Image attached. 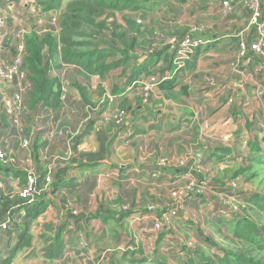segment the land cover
I'll return each mask as SVG.
<instances>
[{
	"label": "crops",
	"instance_id": "obj_1",
	"mask_svg": "<svg viewBox=\"0 0 264 264\" xmlns=\"http://www.w3.org/2000/svg\"><path fill=\"white\" fill-rule=\"evenodd\" d=\"M126 1L140 10H108L109 26L95 36L96 50H105V64L114 66L101 76L62 60V29L57 33L50 21L59 17L61 28V13L70 0L47 13L36 0H0V33L6 35L0 63L12 59L26 36L48 39L42 51L47 77L57 81L56 91L67 93L56 107L38 97L32 105L31 85L24 93L21 125L15 127L2 108L12 89L0 82V150L10 160L0 161V195L20 190L29 170L39 175L46 194L39 202L43 212L31 219L29 209L0 203V223L10 215L13 219L0 233H8L11 242L15 238L13 247L31 221V246L19 251L12 264H113L139 252H153L151 261L162 254L172 261L174 251L196 235L192 215L203 205L189 199L170 227H154L181 205L178 190L185 173L214 176L216 155L234 160L245 149L264 153V53L238 57L240 42L253 36L245 0H228L230 11L226 0ZM46 28L53 33H44ZM162 34H190L203 45L180 66ZM152 77L157 82L146 95L144 85ZM119 112L126 113L125 125L104 122ZM164 157L171 162L163 171L144 169ZM126 205L130 212L123 210ZM205 205L198 215L220 212L209 201ZM58 238L61 250L50 258ZM8 258L1 255L0 264Z\"/></svg>",
	"mask_w": 264,
	"mask_h": 264
},
{
	"label": "rangeland",
	"instance_id": "obj_2",
	"mask_svg": "<svg viewBox=\"0 0 264 264\" xmlns=\"http://www.w3.org/2000/svg\"><path fill=\"white\" fill-rule=\"evenodd\" d=\"M83 3V12L75 14V17H80L78 21L79 36H73L72 41L75 43H83L84 45L79 48L82 51H91L96 49L95 36L101 35L107 29L109 23L106 20L112 14L108 10L96 8L91 0H84ZM65 11L66 8H64L61 13V19H63V21L64 14L66 13ZM86 14H89L94 22L90 24L87 23L84 19ZM60 35L61 38L62 33ZM224 155L225 154H222L221 156L216 155V160L212 164V172H214V176H209L208 173H206V176L200 175L198 177L190 176L189 172L185 173V176L188 173L190 177L186 178L187 180L185 184L178 190V192L189 184H194L199 187L201 186L204 190V196L195 198V201H200L199 203L203 206L195 209L193 212L194 214L192 215V217H197L196 219L193 217V220L197 223V228L195 230L196 235H192L187 242H184L183 250L176 249L174 251V255L176 256H170V260L172 261H168L166 257H163V254L161 255L160 260L155 258L154 261H151L150 259H153V252L152 254L147 255L139 252L138 257L130 255L129 259L121 260V262L115 260L112 263L200 264L198 257H204L203 259H205L213 254L218 255L219 257H223L226 254H232L243 256L244 258L252 259L255 262H261L264 264V213L248 202V199L252 196H264V153L260 155H252L245 149L240 152L241 159L235 158L234 160L228 157L227 159ZM224 159H227L226 162ZM223 161L226 164H223ZM242 195L246 196H243V198L241 197ZM45 196L46 194H44L43 191L39 197L40 200ZM222 198L226 199L227 202L224 203ZM189 199L190 198L183 199L182 201L180 200L181 205L177 208L179 215H183L184 209H181V206H184L185 208V203ZM208 201L209 204L213 203L218 207V211L220 212L216 213L214 210V212H212L214 217L211 216V214L206 215V213L198 215L197 211L206 207L205 204H207ZM125 207H128V209L123 210L126 213L130 212V206L126 205L124 208ZM10 216V221H12V215ZM240 221H247L254 225V237L257 239L256 242L244 241L235 237V229ZM14 243V237L13 242H11L8 233H0V249L2 247L0 250V256H9L10 251L7 250V248H9L10 245L13 247ZM190 244L191 246L189 247L188 245ZM125 249L126 246H124V250ZM169 252L171 253L172 251ZM169 252L166 253L170 254ZM126 253L129 252L126 251ZM185 258L187 261H185ZM202 264H205V262L202 261Z\"/></svg>",
	"mask_w": 264,
	"mask_h": 264
},
{
	"label": "built area",
	"instance_id": "obj_3",
	"mask_svg": "<svg viewBox=\"0 0 264 264\" xmlns=\"http://www.w3.org/2000/svg\"><path fill=\"white\" fill-rule=\"evenodd\" d=\"M247 8L250 12L248 29L252 33L251 40L242 41L238 46V57L239 58H252L258 54L264 53V13L262 9L261 0H245ZM224 7L226 11L231 10V6L228 0L224 2ZM39 24L42 23L41 19H38ZM52 28H58L57 33L61 30L59 26V17H53L50 21ZM137 25H142L140 20L136 21ZM53 29H43L44 33L51 34ZM6 35L0 33V50L4 49V41ZM160 38L168 40L169 44L172 46V49L175 53L176 61L178 65H183L191 55H193L198 49L203 45V42L194 38V36L187 34L181 38L171 37L166 34H162ZM27 57V47L24 41L18 42L14 50V55L10 61L5 63H0V82L6 87L11 88V94L7 96L2 103L3 110L10 119V122L13 126L19 127L21 125V117L25 110L24 105V93L31 86L28 81V65L26 62ZM156 77H152L148 84L144 85V92L146 95L152 92L154 85L156 84ZM67 98L66 89H62L60 92V99L65 100ZM116 101V97H110L109 103L113 104ZM111 117H106L104 122L109 120L113 121L117 125H125L126 122V113L119 112ZM246 145L248 141L244 142ZM28 143L24 144V147H27ZM0 161L3 163H8L10 160L7 155L0 150ZM170 159L167 157L159 158L156 161L155 166L160 170L166 169L170 164ZM182 166H185L184 162H181ZM156 176V173L153 174ZM187 177H190L187 173ZM46 182L50 183V177L46 178ZM1 187V186H0ZM43 189L40 187V177L33 171L29 170L26 174L25 185L18 191L0 195V203L7 201L11 206L14 205V208L23 210L26 207L33 206L36 203L40 202V195L43 193ZM199 196H204V190L200 186H195L194 184H189L181 191L178 192L179 200L186 198L195 199ZM223 202L226 203V199H223ZM128 207H125L124 210H127ZM179 217V211L177 208L170 210L168 213H164L161 221L155 225L156 231H163L165 227L171 226V220ZM10 218L0 223V231H8L10 225ZM189 247L191 246L188 245Z\"/></svg>",
	"mask_w": 264,
	"mask_h": 264
},
{
	"label": "trees",
	"instance_id": "obj_4",
	"mask_svg": "<svg viewBox=\"0 0 264 264\" xmlns=\"http://www.w3.org/2000/svg\"><path fill=\"white\" fill-rule=\"evenodd\" d=\"M90 1V0H85ZM96 8L110 11H125L130 10L133 12L139 11L140 6L133 1L126 0H91ZM63 0H36L37 7L42 13L56 11L61 8ZM82 2V3H79ZM84 0H72L66 7V13L64 14V21L61 19L62 37L60 42L62 44V60L65 64L73 65L82 68L86 73L90 75L98 74L104 75L113 69V65L105 64L106 51L96 50L82 51L79 49L84 44L75 43L72 41V37H78V27L80 17L75 14L83 12L82 6ZM87 23H92L94 20L89 14L84 17ZM24 42L27 47L26 62L28 65V81L33 86L31 102L34 105L37 102V97L44 102L51 100V105L56 107L57 100L60 99L59 91H56V80H50L47 77L48 63L44 62L42 55L43 46L50 42L48 39L40 41L35 34H31L25 37ZM51 44H49L50 46ZM98 65V67H96ZM251 205L264 213V196L255 195L252 196L249 201ZM31 211L29 217L36 218L43 212L42 205L36 203L33 206L26 207ZM31 221L27 222L22 237L17 241L15 246L10 250L9 258L2 264H12L13 258L16 254L26 247L31 246L32 237L30 232ZM235 237L244 241H255L254 237V225L247 221H240L235 229ZM61 242L58 238L53 251L47 254L48 257H57V253L61 250ZM204 257H198L199 263L202 261L205 264H263L261 262H255L252 259L244 258L243 256L226 254L223 257L213 254L212 256L203 259Z\"/></svg>",
	"mask_w": 264,
	"mask_h": 264
},
{
	"label": "water",
	"instance_id": "obj_5",
	"mask_svg": "<svg viewBox=\"0 0 264 264\" xmlns=\"http://www.w3.org/2000/svg\"><path fill=\"white\" fill-rule=\"evenodd\" d=\"M144 169L147 171H152V172L159 171V168L156 166H148V167H144Z\"/></svg>",
	"mask_w": 264,
	"mask_h": 264
}]
</instances>
